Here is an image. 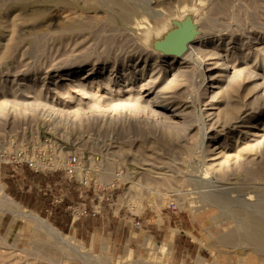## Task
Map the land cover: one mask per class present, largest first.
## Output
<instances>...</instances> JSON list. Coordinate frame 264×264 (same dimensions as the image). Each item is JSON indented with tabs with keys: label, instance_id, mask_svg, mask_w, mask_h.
Returning a JSON list of instances; mask_svg holds the SVG:
<instances>
[{
	"label": "rangeland",
	"instance_id": "374dc122",
	"mask_svg": "<svg viewBox=\"0 0 264 264\" xmlns=\"http://www.w3.org/2000/svg\"><path fill=\"white\" fill-rule=\"evenodd\" d=\"M124 1L135 10L122 20L105 0H0V138L79 150L104 196L100 214L61 228L67 211L52 207L85 188L1 166L6 194L86 250L36 234L0 198V264H264L247 235L264 229V0ZM184 4L199 34L174 58L150 31ZM98 199L79 196L88 209Z\"/></svg>",
	"mask_w": 264,
	"mask_h": 264
},
{
	"label": "built area",
	"instance_id": "2783aa9c",
	"mask_svg": "<svg viewBox=\"0 0 264 264\" xmlns=\"http://www.w3.org/2000/svg\"><path fill=\"white\" fill-rule=\"evenodd\" d=\"M57 148L52 150L48 149L46 144L39 142L32 149L29 146L12 145L7 138H0V167L1 166H15L22 167L27 166L29 169L36 173H42L45 175L57 173L62 171L64 176L68 180H74L81 188L80 197L89 196L90 193H94L99 199L96 204H92V209H88V205H74L71 206L73 217L79 219L82 216L93 215L101 213L103 197L95 193L96 188H91L90 175L91 165L86 167L82 161L81 152L79 150H73L66 155H61V152L57 153ZM124 170L120 169L114 173V188L120 187L124 183ZM96 198V197H95ZM109 200V197H107ZM94 199H92L93 201ZM85 203V202H83ZM172 210H175L176 206H170ZM136 228L141 227V222L136 221L134 223Z\"/></svg>",
	"mask_w": 264,
	"mask_h": 264
},
{
	"label": "bare ground",
	"instance_id": "6f19581e",
	"mask_svg": "<svg viewBox=\"0 0 264 264\" xmlns=\"http://www.w3.org/2000/svg\"><path fill=\"white\" fill-rule=\"evenodd\" d=\"M105 1L108 4L113 5L115 8L118 7V9L119 8L121 9V19L122 20L123 19H128L130 17L131 12H133L135 10L134 7H131L130 5H128L124 0H105ZM194 13L195 12H194L192 7H190L188 4H184L181 7L180 13L170 19V22L172 24H171L170 29L167 32H165V33L160 32V34L158 33L157 36H156L155 35V29L156 28L152 27L151 28L152 31H150V34L151 33H153V34L150 35V37H153L151 44H152V47L154 48V50L158 49L160 47L159 46L160 42H163V41H166V40H168L167 43H169L170 46L166 47L163 50H169V49L177 48L179 46L180 42H181V37H179L178 33H175L174 37L172 36V37L169 38V34L172 31H176L177 30V32H180L181 30H183V28L180 30V26L182 27L183 22H185L186 19H189V20L193 21V23L196 26L198 23L195 21V19L193 17ZM131 23H133V22L131 21ZM137 26L141 28L143 26V21L139 20V21L134 22V28L137 27ZM158 32H159V30H158ZM197 38H198V36H196L195 39L189 44V47H188L187 51L181 56L168 55L166 53H164V54H166L167 56H173L174 58L183 57V56H184L183 58H185V57L189 56L192 53V51L194 49L193 42H195L197 40ZM0 198L2 200V203L5 204L7 212H11L12 214L18 216L19 218L29 219L30 221H32L34 223V225H35V233L36 234H44V235L50 237L51 239H53L54 241L59 240L62 243H64L66 246H68L69 248L74 250V252L75 251H79V252H81V251L83 252L84 251L85 252V250H86L85 247L82 246L81 244H79L78 242H76L75 239H73L72 237H70L68 235H64L58 228H56L48 220L38 216L36 213H34V212H32V211H30V210H28L26 208H23L18 202H16L8 194H6L4 192L3 188L1 187V185H0ZM221 200H222V198H221ZM255 227H256V229H258L257 226H255ZM253 230H255V229L253 228ZM255 232H257V231H255ZM247 235H250V237L253 239L254 242H257V244L259 243L261 246L264 247V229L263 228H262V230H258L257 233H253L252 236H251V233L250 234L247 233ZM86 253L89 254L88 251H86ZM83 257H87V255L83 256ZM97 263H99V262L97 261Z\"/></svg>",
	"mask_w": 264,
	"mask_h": 264
},
{
	"label": "crops",
	"instance_id": "0c3cea01",
	"mask_svg": "<svg viewBox=\"0 0 264 264\" xmlns=\"http://www.w3.org/2000/svg\"><path fill=\"white\" fill-rule=\"evenodd\" d=\"M5 166H7V165H5ZM21 170L23 171H25V170H27V171H29L30 172V178H25V176H24V178L25 179H27L28 181H34V182H37V180H39V177H44L43 176V174H41V173H36V172H34L33 170H31V169H29L27 166H22L21 167ZM52 177H54V176H52ZM34 179H36V180H34ZM66 184H67V186H68V189L70 190V189H72V188H74L73 190H75V187L77 186L78 188H77V190H79L80 191V187L78 186V184L74 181V180H68V181H66ZM29 187H31V186H29ZM21 194H23V193H21ZM24 196V195H23ZM79 196L80 195H77V200L76 201H71V200H69V197L67 196V198H66V201H65V203L64 204H60V205H57L56 207H52V210L54 211V209L57 211L58 209L57 208H62V206H64L65 207V209H63L65 212H66V214L69 216V218L67 219V220H65L64 218H62V217H60V216H57V215H55V217H54V221L56 222V224L59 226V227H61V228H65V227H68V226H70V227H73L74 226V224L76 223V221L77 220H79V219H83V216L82 217H80L79 219H76V218H74L73 217V214H72V211L71 212H69L67 209H71V206H74V205H76V204H79V205H81V206H83L84 204H86L87 205V203L85 202V203H83V202H81L80 200H79ZM22 198V197H21ZM62 201H64V200H62ZM17 202V201H16ZM56 214V213H55ZM153 215V214H152ZM154 219H156L155 217H149V216H147L146 217V221L145 222H148V223H157L158 224V222H156V221H154ZM165 216H164V218H163V222H162V224L163 225H165L164 223H165ZM183 220L181 219V221H180V224H181V226H183V227H185L186 229L184 230V229H182V234L184 233V235H186V239H187V243H188V241L190 242V241H194V239H193V236H192V234H190V232H189V230H192V231H194L195 230V226H194V224H193V222H190V225L188 224V222H187V220L185 219V225H183ZM152 225V224H151ZM159 226V225H158ZM145 227L147 228L146 229V231L145 232H148V228H149V226L147 225V223L145 224ZM168 227V229H172L173 227L171 226V225H169V226H167ZM182 227V228H183ZM158 228H160V226L158 227ZM77 229V228H76ZM174 229V228H173ZM172 229V230H173ZM173 236H174V238H176L177 236H178V234H177V232H175L174 234H173Z\"/></svg>",
	"mask_w": 264,
	"mask_h": 264
},
{
	"label": "water",
	"instance_id": "95a60500",
	"mask_svg": "<svg viewBox=\"0 0 264 264\" xmlns=\"http://www.w3.org/2000/svg\"><path fill=\"white\" fill-rule=\"evenodd\" d=\"M183 28V30H181ZM180 32L176 31H172L169 34V38L170 37H174L175 33H178L179 37H181V42L179 44V46L177 48L174 49H169V50H163L166 47H169V43H167L168 40L160 42L159 43V48L155 49L158 50L160 52L166 53V54H170V55H176V56H181L183 55L188 47L189 44L195 39V37L199 34V29L197 28V25L195 26V24L193 23V21L186 19L185 22H183L182 27L180 26Z\"/></svg>",
	"mask_w": 264,
	"mask_h": 264
}]
</instances>
